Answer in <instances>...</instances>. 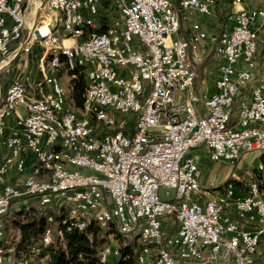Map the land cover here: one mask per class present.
<instances>
[{"label":"built area","instance_id":"built-area-1","mask_svg":"<svg viewBox=\"0 0 264 264\" xmlns=\"http://www.w3.org/2000/svg\"><path fill=\"white\" fill-rule=\"evenodd\" d=\"M222 1L180 0L174 6L170 0H111L120 19L104 23L106 30L99 33V0H59L61 17L52 19L46 0H0V74L40 46L44 54L59 49L62 61L53 62L62 63L70 79L64 60L79 61L91 86L90 99L82 97L86 110H79L73 99L71 108H64L61 93L52 98L55 82L46 62L37 80L15 78L6 85L0 94V138L7 151L0 161V218L10 201L25 206L32 197L40 207L63 211L61 224L76 219L85 230L93 221L105 230L120 227L127 238L140 235L136 264L143 258L162 264H263L258 257L264 215H256L253 202L264 207V192L255 171L246 169L239 177L232 170L247 154L264 156V65L259 32L248 28V21L263 26L264 5L239 8L222 33L214 50L213 94L197 93L194 83L195 67L213 49L216 34L192 23L187 37L179 36L180 13L208 17ZM226 1L238 8L245 0ZM70 2L81 6L87 29L73 25ZM43 6H50L40 23L46 24L43 37L34 36L30 22L23 25V39H16L19 10ZM53 26L62 27L60 37H53ZM148 93H155L156 104L144 108ZM2 94H9V101H2ZM132 133H139V142H132ZM77 135H88L87 146L115 160V168H108L115 184H75L69 173L30 181V173H48L53 166L48 145L60 154L67 139L76 144ZM200 155L220 166L216 178L203 180ZM12 166L18 174L28 171L22 184L5 182ZM255 169L261 172L263 166ZM224 176H234L240 185H224ZM212 185H223V192L210 196ZM12 190H21V198H12ZM173 195H183L184 203L170 204ZM57 234L63 240V233ZM210 239H219V246H210ZM41 245L46 247L44 239ZM100 252L104 262L120 256L113 244ZM48 260L47 254L25 264ZM0 264L9 263L0 259Z\"/></svg>","mask_w":264,"mask_h":264},{"label":"trees","instance_id":"trees-1","mask_svg":"<svg viewBox=\"0 0 264 264\" xmlns=\"http://www.w3.org/2000/svg\"><path fill=\"white\" fill-rule=\"evenodd\" d=\"M174 6H177L180 0H170ZM78 29H87V21L78 27ZM106 30L104 23L96 29L101 33ZM224 31L219 29L216 33V43L213 46L210 56L205 59L200 65H197V75L194 83V89L197 91L200 82L204 77L205 68H209L208 62L212 59L217 63L214 50L219 43V39ZM23 36V33H22ZM23 38V37H22ZM21 38V39H22ZM258 41V50L260 45ZM52 58V53L48 57V62ZM62 60V58H61ZM261 60V59H260ZM48 66V64H47ZM79 77L72 78L70 81L71 97L74 99L77 108L82 107V97L85 92L86 83L84 73L78 74ZM77 76V75H75ZM72 100V99H71ZM264 163V157L261 158ZM259 189L263 192L262 178L256 176ZM261 180V181H260ZM227 183L226 185H229ZM235 186L240 185L234 183ZM15 201H10L9 207L5 215L0 218V224L3 232V245L13 246V253L20 257L25 256L31 258H45L49 255V260L43 264H100L99 252L106 236L109 234L113 237L112 231L116 232V236L120 240L117 248L120 251L118 258L111 259L106 264H136V250L140 247L138 235H131L127 238L119 227H110L109 229H101L99 226L90 221L85 230L73 229L70 232L66 231V227L61 224L63 211H58L55 207L43 208L39 206V202L32 197H29V203L19 209H13ZM51 219V222L48 221ZM48 230L51 234V244L48 247L41 245L44 232ZM63 233V240H60L57 232ZM18 231L17 238H10L8 232ZM113 231V232H114ZM122 239V241H121ZM10 240V241H8ZM33 248V250H31ZM264 256V252L258 258ZM34 264V263H31Z\"/></svg>","mask_w":264,"mask_h":264},{"label":"bare ground","instance_id":"bare-ground-1","mask_svg":"<svg viewBox=\"0 0 264 264\" xmlns=\"http://www.w3.org/2000/svg\"><path fill=\"white\" fill-rule=\"evenodd\" d=\"M46 1L47 3H51L52 12L59 13L61 17V7L58 2L59 0ZM43 9L50 11V6H43ZM22 11L24 10H19V24H16V39L22 38L23 25H25V15ZM70 11L72 12L73 25H78L79 27L83 23L81 6L79 3L70 2ZM254 22L255 21H248V28H251ZM60 29L62 31V27H60ZM51 53L52 58L49 61V73L53 74L54 71L58 70L59 67L63 65L62 63L53 62L61 61L62 53L59 52V49H52ZM64 66L70 71V73L74 74L73 78H75L77 73H84L86 78V68L83 67L79 61L64 60ZM52 82H55V91H52V98H59V93H61V98L64 99V108H67L66 93L59 81L53 75ZM90 96L91 86H88L86 83L83 99H90ZM2 101H9V94H4L2 96ZM70 103L72 104V100H70ZM154 104H156L155 93H148L146 100H144V108H151V105ZM79 110H86V103H82V107ZM86 142H88V135H77L76 144L74 139H67L66 148L60 150V154H56L55 145H48V156H54L49 158V165L53 166H49L48 173H39V175L37 173H30V181L44 183L49 180V177H58L61 176L62 173H69V181L75 184H88L89 182L115 184L116 176L108 170V168H115V160H112L107 156H102L100 150L90 148L86 145ZM132 142H139V133H132ZM77 145H79V153H77ZM12 198H21V190H12ZM183 203V195L170 196V204ZM253 209H256V215H264V207H260V202H253ZM48 221L51 222V219H48ZM63 225L66 227V230L69 231L73 229L80 231L84 230L81 229V224L77 222L76 219L63 220ZM123 233L125 234V232ZM138 236L140 240V235ZM43 239L47 246L50 241V233L48 230L44 232L42 240ZM2 240L3 232L0 224V259L1 261H6V249L2 244ZM210 246H219V239H210ZM104 260L105 253L99 252L100 264H106L107 262H104ZM26 262L25 258H21L18 259L15 264H25ZM143 264H162V262H160V259L143 258ZM246 264H255V260H246Z\"/></svg>","mask_w":264,"mask_h":264},{"label":"rangeland","instance_id":"rangeland-1","mask_svg":"<svg viewBox=\"0 0 264 264\" xmlns=\"http://www.w3.org/2000/svg\"><path fill=\"white\" fill-rule=\"evenodd\" d=\"M217 5L218 4L215 5L211 15L208 17L201 16L198 13H193V14H189L186 12L180 13V15H182V16H180L181 18H180L179 36L180 37H186L190 31L189 28L186 26L187 25V23H185V22H187L186 19H190V24H191V20H192V22L194 21L195 23L201 24L209 35L216 34L219 29H221L223 31L230 29V27L232 25V18L234 16L235 11H231V8H229L230 9L229 11H218L219 8L216 7ZM39 36L40 35H38V37ZM258 41H259V43L262 42V44L260 45V49L258 50V57H259L260 66L263 67L264 61L262 60L261 56H262V52L264 50V23H263V26H262L260 33L258 34ZM44 55L46 57V60H45L46 72L47 73L50 72L49 63H47L50 53L44 54V51L42 50V48H40V46H36L32 49V51L29 54H23V55L21 54L13 62H11V64L6 69L1 71V74H3L2 77L4 79L5 84L7 85L9 83V81H11L12 79H15V78L27 79L30 82L37 80L40 76V74H39L40 73V61ZM208 55L203 59V61L208 58ZM212 59L208 62L209 68H205V70L203 72L204 76L205 75H209V76L215 75L217 63ZM47 64H48V66H47ZM213 69H215V70H213ZM197 70L198 69H197V65H196L195 71H197ZM211 71H212V73H211ZM78 74H81V73H77L76 74L77 76H75V78L79 77ZM52 75L59 81V83L63 87V89L66 93V97H67V99H66L67 108L68 107L71 108L70 106L72 104L70 103V100L73 98L70 95V93H71L70 81L73 78L74 74H72V78L70 79L69 78L70 75L66 73V71L63 69V65H61L58 70L53 72ZM196 75H197V72H196ZM203 80H204V77H203L202 81L200 82V85L202 84ZM5 84L3 86H5ZM75 106H76V104H75ZM262 157H264V156L259 155V154H247V155H245L244 160L242 159V161L237 165V167L232 170V173L241 177L242 175H244V172L246 169H248L249 171H255L254 173L256 174V176H258L259 178H262V183H263L262 185H263V192H264V163L261 161ZM243 162L247 166H245ZM259 164H261L263 166V170L261 172H256L255 168ZM220 170H221V168H220ZM219 171L217 172L218 174H219ZM212 175H210V176H212ZM216 176L217 175H215L214 178H216ZM243 179H245V176H243ZM224 181L226 183H228V182H232L233 184L235 183L234 182V176H226L224 178ZM21 207H22L21 205H14L13 209L15 210V209H19ZM113 231L111 233V234H113V237L108 238V236H106V239L103 242L102 246L105 244H113L116 246L121 245L119 238L116 236V232L115 231L113 232ZM8 233L10 234V238H14V239L17 238L19 235L18 231H14V232L10 231ZM8 241H10V240H8ZM121 241H122V239H121ZM50 244H51V234H50L49 244L46 247H48ZM7 247L13 249V246H11V245H8ZM11 252H13V251L10 250L9 252L8 251L5 252L6 261L9 264H15V262L21 258H23V259L25 258L26 261L29 260V258L25 257L24 255L20 256V257H14L17 255L15 253H11ZM261 255H262V253H261ZM28 264H31V263H28Z\"/></svg>","mask_w":264,"mask_h":264},{"label":"crops","instance_id":"crops-1","mask_svg":"<svg viewBox=\"0 0 264 264\" xmlns=\"http://www.w3.org/2000/svg\"><path fill=\"white\" fill-rule=\"evenodd\" d=\"M263 5H264V0H245L241 7L235 8L230 3H228L226 0H223L222 2H219L216 7L219 8L218 11H229L230 10L229 8H231V11H237L239 8L248 11V10L258 9V8L262 7ZM21 10H24L22 12L25 15V25H29L31 22V32H34V36L38 37V35H40L39 37H43V34H45V31H46V24H40V23H42L41 21L43 19V14H49L50 11L43 9V7H42V10H33L32 12H30V7H22ZM99 11H100V16L102 18L103 23H105L107 25H110L114 21H117L120 19V15L118 13V10L112 4L111 0H99ZM189 14H193V13H189ZM53 17H60V15H59V13L52 12L51 19ZM31 19H33V20H31ZM186 21H187V22H185V23H187L186 26L190 30L191 24L195 23V22L194 21L192 22V20H191V24H190V19H186ZM200 26L203 30H205L201 24H200ZM251 28H256L259 33L262 29V27L261 28L258 27V21H255L253 23V25L251 26ZM61 34H62V31L60 29V26H53V37H55V36L60 37ZM45 60H46V57L44 55L40 61V69H44ZM213 70H215V69H213ZM211 73H212V71H211ZM2 76H3V74L0 75V94L4 92V89L6 87V84H5ZM217 76H218L217 71H215L214 76L205 75L202 84L199 86V88L196 92L199 94H204V93L205 94H213L215 92L213 83H214V80ZM4 84H5V86H3ZM3 95L4 94H2V96ZM10 123L12 124L11 121H10ZM6 158H7V151L3 146V138H0V161L3 162ZM199 160H200L201 168L204 171L203 180L213 179L215 177V175L217 174V172L220 170V166H218L217 164L208 163L206 161L205 157L202 155L199 156ZM243 160H244V158H243ZM244 165L247 166L245 163H244ZM27 174H28V171L25 174H18L15 171L14 167L12 166L9 173L7 174V176L5 177L4 180L9 185H12V186L19 185V184H22L24 182ZM210 175H212V176H210ZM225 177L226 176H224V178ZM225 181H224V185L227 184ZM228 183H230V182H228ZM229 185H234V184L231 182V184H229ZM222 192H223V185H212L210 187V196H217V195H220ZM4 247H5L6 251H8V252L10 250L13 251V249L7 247L6 245H4ZM263 252H264V247H260L259 253L261 254ZM11 253H13V252H11ZM260 260L264 264V256H262L260 258Z\"/></svg>","mask_w":264,"mask_h":264}]
</instances>
